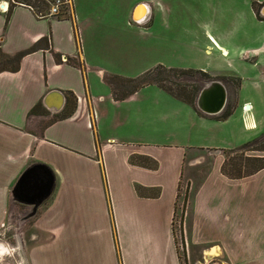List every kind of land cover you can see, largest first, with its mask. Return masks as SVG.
<instances>
[{
    "label": "crops",
    "instance_id": "obj_1",
    "mask_svg": "<svg viewBox=\"0 0 264 264\" xmlns=\"http://www.w3.org/2000/svg\"><path fill=\"white\" fill-rule=\"evenodd\" d=\"M12 1L0 0V48L25 54L19 70L0 71V228L24 225L28 264H264V168L242 178L222 171L226 147L259 126L254 111L245 114L247 101L239 109L238 99L224 118L226 106L201 113L155 84L117 100L105 79L123 75L114 66L123 61V27L128 44L138 43V30H151L164 48L177 27L188 41L201 39L206 53L240 52L237 42L247 39L255 64L264 59V0H230L244 12L227 32L201 14L220 0H209L202 12L174 7L186 0H72L65 18L39 16L25 4L8 17ZM139 4L146 15L135 22ZM162 53L155 61L175 67L172 51ZM192 61L204 71L215 68ZM52 90L65 94L60 110L44 103ZM68 91L77 104L64 116ZM39 102L45 110L32 113ZM198 149L218 151L201 176L187 170ZM37 164L53 172L55 185L34 213L35 196L17 198L15 190ZM185 175L183 260L174 218Z\"/></svg>",
    "mask_w": 264,
    "mask_h": 264
},
{
    "label": "rangeland",
    "instance_id": "obj_2",
    "mask_svg": "<svg viewBox=\"0 0 264 264\" xmlns=\"http://www.w3.org/2000/svg\"><path fill=\"white\" fill-rule=\"evenodd\" d=\"M220 1V7H218L217 4L215 7H210L209 9H206V4L209 2V0H186L185 6L182 7L179 5V3H175L174 7L181 10H183L185 7L188 9L194 7L193 10H195V12H202L206 9V12L201 13L202 16H205L207 18L212 17L213 20L216 21L221 27V30L226 32L231 31L234 28V24L236 23V21H239L243 17L244 10L238 4V2H233L230 0ZM67 10L68 11L66 12L63 11L62 15L71 13V8H67ZM42 12L48 13L49 9H44ZM181 15H183V13H181ZM161 19L162 18H160L159 20ZM157 23V26L161 25L160 21H158ZM184 23L188 27L189 25H191L189 15L187 19L184 20ZM124 30L125 28L123 27V61H117L114 63V66L122 71L123 76L136 77L143 73V71L145 72L146 69H149L158 64L155 59H157L159 54L164 50H171L174 54L175 60L177 59L175 65L171 66L185 69L194 68V62L192 61L194 59L199 60V62H203V64L205 65L209 63L213 65V67L215 66V68L213 69L212 67H210V70L206 69V71H209V73L218 76L212 77L214 79L220 78V80H222L229 89L228 102L225 111L221 115L224 116L227 111L232 110L235 106H237L239 99V109H241L242 104L247 101L244 104L245 114L247 112L252 113L251 111H254L257 114V118L259 120V126L257 125L256 128L252 127L254 129L245 132L249 136L247 137V139H245L246 137L243 138L245 134L241 133L234 141L235 144L231 147L226 148H236L255 138H264V59L262 57L260 59L258 58V61L254 64L251 55H249L246 51V49L251 45H254V43L250 42L247 39L240 38V41L237 42L239 46L238 51L240 52H231L228 55V53L219 54L215 52L214 49H211L206 53L204 52L205 44L201 39H198L197 42L191 41L195 38L194 35H191L190 41H188V39H185L183 37L184 35L183 33H181L182 29H177V27L174 31V34H176L175 41L171 43L169 48H164V45L161 43L160 45L155 43L151 30H138L135 35L138 45L128 44V41L131 40V38L130 36L128 37V32ZM241 49L243 50L241 51ZM0 60H3L2 56H0ZM146 66L147 68L145 69ZM195 68L199 69L200 67ZM220 75H224L225 77ZM210 81V79L198 73H175L171 74L170 80H168L166 83L174 87H177L179 84H186L189 91H194L198 88L202 89L205 84ZM121 85L122 83L120 79L114 80L113 87L119 93L122 89ZM247 104H250L249 109L246 108ZM196 108L198 109L197 105ZM244 120L246 121V119ZM237 121L239 122V120ZM262 147H264V144L254 143L253 145H251V149L246 150V152L232 154L229 157L227 168L231 169L233 167V163H235L236 161H240L242 158L243 164L249 166L250 168L263 164L264 150L261 149ZM227 153L228 151H223L224 161L227 159ZM196 154L197 157L192 160H190L191 156L188 157L187 170H189V168H192V174L197 173L201 176L206 174V172L209 170L213 163L215 155L218 154V151L198 149ZM247 156L259 158L249 160ZM187 189L189 193V183L187 180V176L185 175L181 183V188L178 196L177 212L174 218L175 234L179 243L181 258H183V260L185 257V251H183L185 239L182 232L184 218V216L182 217V211L185 196L187 194ZM6 228L7 226L5 225V223L0 228V242L3 243V245L7 248V251H5L6 249L3 247L4 251L0 253V264H28L25 252L21 249L22 241H24V225L15 224L14 228L12 227L8 230ZM8 245H10L11 248Z\"/></svg>",
    "mask_w": 264,
    "mask_h": 264
},
{
    "label": "trees",
    "instance_id": "obj_3",
    "mask_svg": "<svg viewBox=\"0 0 264 264\" xmlns=\"http://www.w3.org/2000/svg\"><path fill=\"white\" fill-rule=\"evenodd\" d=\"M17 4H25L27 6H30L35 13H37L39 16H41L40 12H42L44 9H49L50 8V2L48 0H13L11 2L10 8H9V14L8 17L10 16V13L12 12V9L14 6ZM63 11H67L66 6L63 7ZM46 14V13H42ZM69 15L66 14L63 16V18L68 17ZM25 54V51L19 52L15 55H11L8 53H5L1 48H0V56H2L3 60H0V71L3 70H11V71H17L19 70L20 67V61L23 55ZM69 61H73L72 59L68 58ZM6 63V64H5ZM166 73V74H165ZM201 74L204 75L206 78L210 80H214L212 75L204 70L201 69H194V68H178V67H169L164 64H158L155 67L143 72L142 74L136 76V77H127L119 74H107L106 75V81L111 85L112 91L114 98L117 100L125 99L131 94L135 93L139 89H141L144 86L155 84L158 85L159 87L163 88L173 96L192 104L196 108V99L199 95V92L201 91V88L195 89L194 91H189L187 89L186 84L181 85L179 84L177 87H174L172 85H168L166 82L170 80L171 74ZM225 77V76H223ZM227 77V76H226ZM115 79H120L122 83V89L121 92L119 93L114 87V80ZM67 104L64 109V116H67L71 114L74 111V108L77 104V97L72 91L67 92ZM235 108V107H234ZM234 108L232 110L227 111V113L222 117L227 118L229 115H231L234 111ZM45 110L43 103L39 102L37 103L32 109V113H39L43 112ZM199 110V109H198ZM225 111V110H224ZM199 112L202 113V111L199 110ZM254 143H261L264 144V138H255L251 141H248L244 143L243 145L236 147V148H229L226 149L228 151L227 153V159L224 161L222 165V171L224 174L231 178H242L248 175H251L258 170L264 168V163L250 168L247 165H244L242 162V159L240 161H236L233 163V167L231 169L227 168V165L229 163V157L232 154L240 153V152H246V150L251 149V145ZM264 150V147L261 148ZM249 160L256 159L259 157H252V156H247ZM133 161H137L134 158L132 159ZM146 160V159H145ZM157 162L154 161L153 164H150L151 168H157ZM180 190V186H179ZM142 190L140 189V192ZM180 192V191H179ZM187 197H188V189H187V194L185 196L184 204H183V211H182V217L184 216L185 213V206L187 202Z\"/></svg>",
    "mask_w": 264,
    "mask_h": 264
},
{
    "label": "water",
    "instance_id": "obj_4",
    "mask_svg": "<svg viewBox=\"0 0 264 264\" xmlns=\"http://www.w3.org/2000/svg\"><path fill=\"white\" fill-rule=\"evenodd\" d=\"M139 4L135 13L134 19L137 20L139 13ZM145 18V16H144ZM142 18V19H144ZM65 94L61 90L50 91L44 103L47 107L55 110H60L65 104ZM228 101V89L224 82L220 79H214L205 84L199 92L196 105L200 111L206 114H218L222 112ZM249 106V104H248ZM55 185V175L45 165L37 164L28 169L20 179L15 190V196L21 198L23 195L35 196V209L42 204L52 193Z\"/></svg>",
    "mask_w": 264,
    "mask_h": 264
},
{
    "label": "built area",
    "instance_id": "obj_5",
    "mask_svg": "<svg viewBox=\"0 0 264 264\" xmlns=\"http://www.w3.org/2000/svg\"><path fill=\"white\" fill-rule=\"evenodd\" d=\"M48 1L50 2V8H49V12L46 13L45 15H55V16L63 17L66 15V14L62 15L63 7L66 6V8H71L72 6V0H48ZM42 13L43 12H40L41 16H45ZM135 22H140V21L135 20Z\"/></svg>",
    "mask_w": 264,
    "mask_h": 264
},
{
    "label": "bare ground",
    "instance_id": "obj_6",
    "mask_svg": "<svg viewBox=\"0 0 264 264\" xmlns=\"http://www.w3.org/2000/svg\"><path fill=\"white\" fill-rule=\"evenodd\" d=\"M142 9H143L142 7L139 9V12L140 13L142 12ZM145 15L146 14L138 15L136 19L139 20V21H142L143 20L142 18H144ZM248 107H250V105ZM3 251H4L3 247L0 246V253H2Z\"/></svg>",
    "mask_w": 264,
    "mask_h": 264
}]
</instances>
